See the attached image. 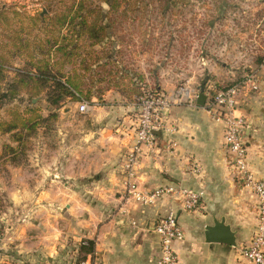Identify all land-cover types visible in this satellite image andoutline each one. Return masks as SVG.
I'll return each mask as SVG.
<instances>
[{
    "label": "rangeland",
    "instance_id": "obj_1",
    "mask_svg": "<svg viewBox=\"0 0 264 264\" xmlns=\"http://www.w3.org/2000/svg\"><path fill=\"white\" fill-rule=\"evenodd\" d=\"M0 3L7 11L5 16L10 18L8 22L0 14V58L7 56L4 57L5 77L0 83L2 89H6L15 80L17 72L29 64L28 58L14 51L10 44L13 31L21 28L23 38H47L46 31L38 30L33 18L48 16L47 21L53 23L56 16L70 9L75 20H69L61 31L66 43L72 45L70 48L76 49L77 57L75 66L68 63L63 70L67 74L76 70L84 76L83 99H66L58 109L47 101L46 92L34 99L23 93L0 104V121H9L14 109L24 110L27 106L37 107L43 116L52 111L58 114L56 121L41 126L30 139L28 156L21 165L15 166L7 159L0 161V237L12 233L13 221H24L22 216H28L43 207L41 205L50 212L51 219L56 211H60L69 219V226H78L76 216L68 211L64 201L42 204L30 200V194L36 196L43 190L56 195L65 190L67 197L78 195L85 201L78 207L83 220L91 215L105 219L116 210V205L109 199L93 200L109 177L104 170L96 172L94 167L90 168V158L97 155L95 149L88 147L91 141L106 133V127L113 134H120L117 129L124 123L123 117L131 115L135 118L136 100L131 93L136 89L133 82L138 81H132L133 75V80L142 79L138 82L141 88L162 89L164 85L175 90L182 85L197 89L201 86L205 94L209 85L220 89L246 82L240 92L237 110L244 97L260 94L264 75L261 73L264 69V0H0ZM114 60L119 62L122 70ZM85 64L90 66L88 70H85ZM88 90L92 93L91 101H88L90 108L82 112L79 103L87 101ZM207 101L203 106L197 104V99L180 105L193 109L204 107L203 113L219 122L208 111ZM124 102L133 103L135 108L129 110L120 106L125 105ZM220 123L224 130L223 122ZM92 132L90 139L82 138ZM10 138V134L0 131V150L5 143L12 144ZM98 149L106 148L98 145ZM194 161L204 171L198 158L191 159V166ZM40 165H45L49 173L40 171ZM80 166L86 169L82 176L77 169ZM56 170L63 172L59 184L45 186L52 182ZM188 170L191 172L190 168ZM234 178L237 188L242 189ZM39 179L42 185H38ZM117 194L122 193L118 191ZM17 195L23 199L16 201ZM255 212V208L251 215L246 212V224H256ZM63 215L56 222H64ZM205 223L211 224L205 219L201 221L202 234ZM63 229L69 230L67 226ZM69 238L75 241L72 236ZM79 246L70 241L63 250L61 261L78 264Z\"/></svg>",
    "mask_w": 264,
    "mask_h": 264
},
{
    "label": "crops",
    "instance_id": "obj_2",
    "mask_svg": "<svg viewBox=\"0 0 264 264\" xmlns=\"http://www.w3.org/2000/svg\"><path fill=\"white\" fill-rule=\"evenodd\" d=\"M261 73H264V69ZM261 79L260 94L244 97L237 111L247 120L245 141L248 145L249 168L256 177L264 179V75ZM162 87L164 92L174 90L164 85ZM120 106L129 110L135 108L133 103ZM204 109H193L186 105L173 106L170 117L178 127L177 133L172 136L177 148L170 153L164 150L149 153L144 150L139 155L135 178L143 189L183 185L204 190L203 202L198 210H185L179 200L171 197H165L152 205H133V200L128 199L130 196L127 192L125 163L133 144L131 126L134 118L127 115L123 117L124 123L117 129L120 134H113L106 127V133L100 132L101 137L91 141L88 147L95 149L94 154L97 155L90 158V168L94 167L96 172L104 170L109 177L106 185L101 186L99 194L93 196V200L109 199L116 205V210L107 214L105 219L100 220L97 219L98 216L91 215L89 219L83 220L78 207L85 201L78 195L67 197L65 190L58 195L50 194L46 190L35 194L36 196L30 194V200L42 204L64 201V205L67 203L68 211L76 216L79 224L76 227L69 226V219L60 211H56L51 219L50 212L41 205L43 207L28 216H22L24 221H13L12 233L6 236L2 233L4 237H0V264H64L61 259L64 258L63 250L68 243L72 241L80 245L86 240L95 241V253L86 257L93 264H158L160 241L154 228L159 218L171 210L176 212L185 232V239L175 243L179 264H251L241 258L239 249L255 232L257 212L255 225V222L246 224L244 221L247 220V211L250 215L253 208L256 211L257 200L254 193L250 189L247 191L236 176L231 155L224 143L222 123L203 113ZM93 134L94 132L86 134L82 138L90 139ZM159 137L161 142L169 138L166 133H161ZM98 145H104L106 149H98ZM194 157L203 164L204 171L200 175H194L188 170L191 169L190 161ZM81 161L82 158L80 163ZM77 169L79 175H84V167ZM39 170L49 173L45 165H40ZM61 173L63 172L56 170L54 177H51L52 182L45 186L58 185ZM234 176L242 189L237 188ZM40 179L38 185H42L45 180ZM118 191L122 194L118 195ZM108 192L109 195L106 194ZM15 199L18 201L23 196L17 195ZM61 215L64 222H56ZM252 217L254 221V216ZM216 218H225L226 224L231 226L236 234V247L206 242L205 232L202 234L200 229L201 221L205 219L213 224ZM82 221L84 224L81 225ZM64 226L69 230L64 231ZM80 255L82 256L81 253Z\"/></svg>",
    "mask_w": 264,
    "mask_h": 264
},
{
    "label": "built area",
    "instance_id": "obj_3",
    "mask_svg": "<svg viewBox=\"0 0 264 264\" xmlns=\"http://www.w3.org/2000/svg\"><path fill=\"white\" fill-rule=\"evenodd\" d=\"M246 82L233 84L227 88L214 89L208 86L207 104L208 111L214 118L224 124V143L231 155V164L241 185L249 188L255 195L257 224L253 236L239 249L241 258L251 264H264V179L258 178L249 168L248 145L245 141L247 120L241 114H236L239 104L240 92ZM199 90L182 85L166 93L159 88H143V94L136 102L137 114L131 126L133 144L130 147L125 163L127 172L128 199L133 200V205H152L157 201L171 197L179 200L185 210H198L203 202L204 190L193 189L183 185H165L152 189H143L135 180L136 169L139 164V155L147 150L149 153L156 151L173 152L177 143L173 135L178 127L171 120L170 110L175 105L184 102L192 103L197 99ZM88 101L79 103V110L88 111ZM155 131L166 133L169 138L160 141ZM193 174L203 173L202 166L193 162L191 166ZM127 199V200H128ZM128 211V210H125ZM133 224H136L133 221ZM154 231L160 241V255L158 264H179V256L175 248L176 242L185 239V232L174 210L169 211L157 221ZM78 264H93L90 258L82 260Z\"/></svg>",
    "mask_w": 264,
    "mask_h": 264
},
{
    "label": "trees",
    "instance_id": "obj_4",
    "mask_svg": "<svg viewBox=\"0 0 264 264\" xmlns=\"http://www.w3.org/2000/svg\"><path fill=\"white\" fill-rule=\"evenodd\" d=\"M72 12L73 10L70 9L69 12L56 16L53 23L47 21L48 16L33 18L37 29L46 31L47 38L40 39L36 36L33 39L23 38L24 34L21 28L20 31H13V36L9 38L10 44L14 51L28 58L29 64L17 72L15 80L6 89H2L0 85L1 105L5 101L14 100L23 93H26L30 99H34L46 92L47 101L56 109L60 108L61 102L66 99L73 101L83 99L84 76L76 70L68 74L63 70L68 63L75 66L77 57L76 49L70 48L72 45L66 43V38L61 31L69 20L72 19V22L75 20V16L71 17ZM0 14L9 22L10 18L5 16L7 11L2 8L1 3ZM4 57L0 58V83L5 77ZM114 62L119 65L116 60ZM119 67L121 70L123 69L121 65ZM84 68L88 70L90 66L85 64ZM134 77L135 75L132 76V81L140 82L142 80H137L138 78L133 80ZM138 82H133L136 89L133 94L131 93L136 102L143 94V87L141 88ZM137 83L139 85H136ZM91 96V91H86L87 101H91ZM57 118V112L52 111L48 116H43L35 106H27L24 110L14 109L9 121H0V131L4 134H10L12 141V144L5 143L3 145L0 150V161L7 159L15 166L21 165L28 156L30 139L41 126H46L49 122L56 121ZM79 251L82 254L79 259L81 262L86 259L87 255L95 253V241H83L79 246Z\"/></svg>",
    "mask_w": 264,
    "mask_h": 264
},
{
    "label": "water",
    "instance_id": "obj_5",
    "mask_svg": "<svg viewBox=\"0 0 264 264\" xmlns=\"http://www.w3.org/2000/svg\"><path fill=\"white\" fill-rule=\"evenodd\" d=\"M199 93L197 104L203 106L207 101V94L204 92V87H198ZM157 135H161L160 131H155ZM206 242H216L237 246L236 234L229 224L225 223V219H214L213 224L205 225Z\"/></svg>",
    "mask_w": 264,
    "mask_h": 264
}]
</instances>
